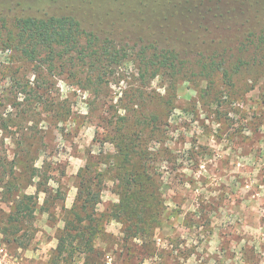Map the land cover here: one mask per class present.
<instances>
[{
    "label": "rangeland",
    "instance_id": "374dc122",
    "mask_svg": "<svg viewBox=\"0 0 264 264\" xmlns=\"http://www.w3.org/2000/svg\"><path fill=\"white\" fill-rule=\"evenodd\" d=\"M229 1H220L223 12L228 11ZM73 2L0 0V20L30 7L33 13L75 14L86 31L148 32V23L123 25L120 30L93 18L90 5L72 9ZM146 7L145 15L155 11L165 18L163 31L190 26L182 14L170 16L165 6L148 1ZM211 31L225 32L221 26ZM5 32L0 21V158L11 160L16 153L19 166L47 170L54 178L47 184L50 194L20 178V192L38 197L24 237V243H29L20 247L0 233V264H64L65 258L69 264H264V65L237 83L242 90L249 86L253 90L228 93L216 80L205 92L209 82L193 74L176 80L170 101L167 80L140 82L137 66L124 58L103 78L96 99L64 75L37 76L4 43ZM137 42L130 36L117 41L116 47L129 54L131 47L138 48ZM32 89L41 94L39 105L27 93ZM140 93L142 99L128 104L130 95ZM143 114L158 118L148 151L155 160L150 170L155 173L152 187L162 203L159 227L144 239L126 231L130 221L125 215L119 219L113 215L123 194L117 177L122 161L115 158L110 135L114 123L122 122L119 117ZM87 162L102 175L94 181L99 179L102 187L95 207L96 254L88 259L75 252L69 258L65 251L58 253V240L76 200V175ZM38 181L35 177L32 183ZM57 189L60 192L54 197ZM2 192L0 188V227L11 212V201H4Z\"/></svg>",
    "mask_w": 264,
    "mask_h": 264
},
{
    "label": "trees",
    "instance_id": "16d2710c",
    "mask_svg": "<svg viewBox=\"0 0 264 264\" xmlns=\"http://www.w3.org/2000/svg\"><path fill=\"white\" fill-rule=\"evenodd\" d=\"M66 1H74L72 9L90 5L93 18L118 28L128 24L141 26L148 23L149 26L148 32L140 34H123V31L98 33L83 29L82 21L75 14L45 10L33 13L30 7L19 15L0 20L6 30L4 43L21 61L31 65L37 76L64 75L67 80H75L79 88L92 93L96 99L103 88V78L112 74L111 69L124 58L137 66L140 82L157 77L167 80L166 94L170 101L174 97L176 80L193 74L207 79L209 86L205 92L211 90V85L215 86L216 80L228 93L253 90V86L242 90L237 83L241 76L264 65V0H230L226 12L222 11L221 0H206L215 1L213 6H207L204 0ZM148 1L169 8L170 16L182 14L183 22L188 23L189 28L163 31L165 18L162 15L151 11L150 16L142 11L147 8ZM191 15H195L196 20L192 21ZM220 26L225 32L211 31L212 27L219 29ZM130 36L137 39L135 47L138 48L131 47L129 54L124 49H117L116 42ZM27 93L32 101L38 105L42 103L38 90ZM134 98L142 99V94L130 95L128 104L137 103ZM137 117H119L122 122H115L110 131L115 158L122 161L117 177L123 188L113 215L118 219L125 215L130 221L126 231L133 233L132 237L144 239L145 234H153L159 227L161 216L160 193L152 187L155 173L150 171L155 160H151L152 154L148 151V141L154 128L157 129L158 118L155 114ZM16 156L15 153L11 160L0 158L2 196L4 201H11V212L4 226L0 227V233L25 247L29 243V240L24 243L25 232L30 230L38 197L20 192V178L26 179L29 186L36 185L38 191L50 194L47 184L54 176H50L47 170L39 172L21 163L19 166ZM90 164L87 162L76 175L79 179L76 200L68 211L70 217L64 221L65 233L58 240V253L65 251L69 258L75 252L83 253L88 259L96 254L93 243L99 220L95 207L100 203L102 187L99 179L94 181L102 175L92 170ZM89 173H94L91 178H87ZM35 177L39 181L33 184ZM4 179L7 180L3 182ZM58 189L53 193L54 197L59 194ZM64 264H69L67 258Z\"/></svg>",
    "mask_w": 264,
    "mask_h": 264
},
{
    "label": "built area",
    "instance_id": "2783aa9c",
    "mask_svg": "<svg viewBox=\"0 0 264 264\" xmlns=\"http://www.w3.org/2000/svg\"><path fill=\"white\" fill-rule=\"evenodd\" d=\"M0 253H3V250L2 249H0Z\"/></svg>",
    "mask_w": 264,
    "mask_h": 264
},
{
    "label": "clouds",
    "instance_id": "9594fccd",
    "mask_svg": "<svg viewBox=\"0 0 264 264\" xmlns=\"http://www.w3.org/2000/svg\"><path fill=\"white\" fill-rule=\"evenodd\" d=\"M55 242H53V244H54ZM210 251H211V249H210Z\"/></svg>",
    "mask_w": 264,
    "mask_h": 264
}]
</instances>
